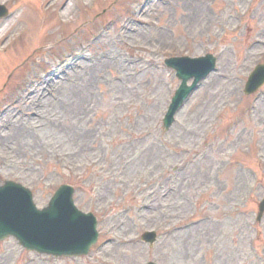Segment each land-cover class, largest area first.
<instances>
[{
	"label": "rangeland",
	"instance_id": "rangeland-1",
	"mask_svg": "<svg viewBox=\"0 0 264 264\" xmlns=\"http://www.w3.org/2000/svg\"><path fill=\"white\" fill-rule=\"evenodd\" d=\"M0 4L12 13L0 21V177L41 208L75 186L100 231L86 258L7 240L0 264L264 263V89L242 95L264 58V0ZM206 53L219 71L164 132L179 85L164 60Z\"/></svg>",
	"mask_w": 264,
	"mask_h": 264
},
{
	"label": "water",
	"instance_id": "water-1",
	"mask_svg": "<svg viewBox=\"0 0 264 264\" xmlns=\"http://www.w3.org/2000/svg\"><path fill=\"white\" fill-rule=\"evenodd\" d=\"M176 68L180 70L179 66ZM63 193H66L65 189L55 196L49 209L36 212L30 198L20 188L14 185L0 188V239L13 235L26 247L41 252H53L61 248L69 236L75 235L76 230L85 224V220L71 208L68 196ZM88 235L89 231L79 230L74 239ZM72 250L70 248V252Z\"/></svg>",
	"mask_w": 264,
	"mask_h": 264
}]
</instances>
